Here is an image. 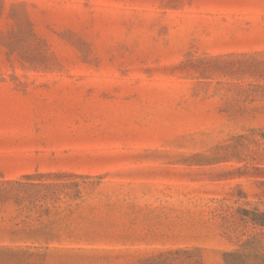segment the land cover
<instances>
[{"label":"rangeland","instance_id":"rangeland-1","mask_svg":"<svg viewBox=\"0 0 264 264\" xmlns=\"http://www.w3.org/2000/svg\"><path fill=\"white\" fill-rule=\"evenodd\" d=\"M49 173L0 264H264V0H0V175Z\"/></svg>","mask_w":264,"mask_h":264},{"label":"trees","instance_id":"trees-1","mask_svg":"<svg viewBox=\"0 0 264 264\" xmlns=\"http://www.w3.org/2000/svg\"><path fill=\"white\" fill-rule=\"evenodd\" d=\"M70 177L83 178L67 173L26 174L18 178L0 175V208L10 209L8 217H1V221L9 224L11 240L48 245L57 239V231L69 226L71 207H78L77 203L72 204L73 200L80 198V183L64 180ZM51 178L64 181L47 180ZM65 210L69 214L58 217ZM251 221L264 226V221L254 217Z\"/></svg>","mask_w":264,"mask_h":264}]
</instances>
